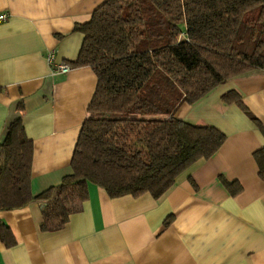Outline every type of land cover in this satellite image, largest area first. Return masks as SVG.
I'll return each mask as SVG.
<instances>
[{
	"label": "crops",
	"instance_id": "crops-1",
	"mask_svg": "<svg viewBox=\"0 0 264 264\" xmlns=\"http://www.w3.org/2000/svg\"><path fill=\"white\" fill-rule=\"evenodd\" d=\"M107 0H0V144L22 118L34 143V195L70 175L88 107L94 68L75 66L84 41L76 30ZM68 63L59 72L49 62ZM239 93L244 106L225 96ZM227 138L209 159L184 172L163 196L111 197L90 182L82 209L59 230L44 231L46 202L0 210L16 243L0 238V264H264V181L255 152L264 147V71L212 90L175 114ZM257 119L259 122H257ZM239 182L233 195L222 182ZM171 218L170 223L166 220Z\"/></svg>",
	"mask_w": 264,
	"mask_h": 264
},
{
	"label": "trees",
	"instance_id": "trees-1",
	"mask_svg": "<svg viewBox=\"0 0 264 264\" xmlns=\"http://www.w3.org/2000/svg\"><path fill=\"white\" fill-rule=\"evenodd\" d=\"M76 30L84 41L73 65L94 68L98 85L73 172L34 195V143L21 117L0 144V210L44 201V231L61 229L81 211L90 182L111 197L163 196L227 138L216 126L177 117L179 106L264 71V0H107ZM225 98L244 106L239 93ZM255 158L264 181V147ZM222 182L233 195L243 189L237 181ZM0 238L7 246L16 243L2 222Z\"/></svg>",
	"mask_w": 264,
	"mask_h": 264
},
{
	"label": "built area",
	"instance_id": "built-area-1",
	"mask_svg": "<svg viewBox=\"0 0 264 264\" xmlns=\"http://www.w3.org/2000/svg\"><path fill=\"white\" fill-rule=\"evenodd\" d=\"M8 19L7 13H0V22H3ZM49 62L54 66V69L59 72H69L72 67L68 63H58L56 62V54L54 52L49 53L48 55Z\"/></svg>",
	"mask_w": 264,
	"mask_h": 264
}]
</instances>
